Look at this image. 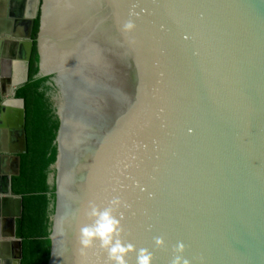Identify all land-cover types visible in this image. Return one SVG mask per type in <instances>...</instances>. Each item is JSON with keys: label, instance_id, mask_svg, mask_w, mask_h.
Here are the masks:
<instances>
[{"label": "water", "instance_id": "95a60500", "mask_svg": "<svg viewBox=\"0 0 264 264\" xmlns=\"http://www.w3.org/2000/svg\"><path fill=\"white\" fill-rule=\"evenodd\" d=\"M38 15L36 76L52 75L59 118L47 264H113L98 239L80 243L93 207L117 220L127 264L141 250L150 264H264V0H0V254L21 264L16 90Z\"/></svg>", "mask_w": 264, "mask_h": 264}, {"label": "trees", "instance_id": "16d2710c", "mask_svg": "<svg viewBox=\"0 0 264 264\" xmlns=\"http://www.w3.org/2000/svg\"><path fill=\"white\" fill-rule=\"evenodd\" d=\"M40 16L33 24V50L29 78L16 90L25 103L26 151L21 156L20 172L12 176V191L22 195V215L16 218V235L22 238L21 264H47L50 249V217L54 184L49 182L51 165L56 159L54 143L59 127L53 96L56 93L52 75L38 77L39 54L36 36Z\"/></svg>", "mask_w": 264, "mask_h": 264}, {"label": "clouds", "instance_id": "9594fccd", "mask_svg": "<svg viewBox=\"0 0 264 264\" xmlns=\"http://www.w3.org/2000/svg\"><path fill=\"white\" fill-rule=\"evenodd\" d=\"M131 27V25H128ZM91 215L97 217L95 226H85L80 229V243L88 247L93 240L98 239L103 247L108 250L113 264H127L124 257L131 246H124L119 240H115L117 220L112 217L111 211L106 209L103 212L98 211L95 207L91 209ZM137 264H150V257L141 250L137 257Z\"/></svg>", "mask_w": 264, "mask_h": 264}, {"label": "crops", "instance_id": "0c3cea01", "mask_svg": "<svg viewBox=\"0 0 264 264\" xmlns=\"http://www.w3.org/2000/svg\"><path fill=\"white\" fill-rule=\"evenodd\" d=\"M28 9H29V5H27V13H28ZM2 24H0V27H5V26H1ZM2 38H10V39H13L14 37H11L9 36L8 34H4ZM11 97L10 94L8 93H5L3 94L1 92V88H0V102L1 100H3L4 102L3 103H6L7 102V99ZM9 104V103H8ZM7 122V124H4L3 127L1 128V130H9L10 129V126H9V117L8 119L5 121ZM11 122V121H10ZM4 134H1V139H4ZM6 155H9V154H6ZM7 161L5 163H3V160L1 162V165H6L7 167H10V164H11V161L6 159ZM2 184V185H1ZM5 190V182L2 178H0V192L4 191ZM1 197L2 194H1ZM7 205V206H5ZM3 202H1L0 204V207H1V211L3 212V216L1 217V221H0V252H3L5 250V243H8L9 241H11L12 237L10 236L9 232L11 230V224H10V221H9V207H8V204H5ZM15 230H16V227H15ZM16 232V231H15ZM0 264H12V257H7L4 256L3 254H0Z\"/></svg>", "mask_w": 264, "mask_h": 264}, {"label": "bare ground", "instance_id": "6f19581e", "mask_svg": "<svg viewBox=\"0 0 264 264\" xmlns=\"http://www.w3.org/2000/svg\"><path fill=\"white\" fill-rule=\"evenodd\" d=\"M20 75H22V72L20 71V68L18 67L15 71H14V78L19 77ZM2 212V211H1Z\"/></svg>", "mask_w": 264, "mask_h": 264}, {"label": "flooded vegetation", "instance_id": "af4514ba", "mask_svg": "<svg viewBox=\"0 0 264 264\" xmlns=\"http://www.w3.org/2000/svg\"><path fill=\"white\" fill-rule=\"evenodd\" d=\"M55 90L57 91V86L55 85ZM57 93V92H56ZM55 93V94H56ZM4 101L3 100H1V102H0V104H2ZM0 138H1V135H0Z\"/></svg>", "mask_w": 264, "mask_h": 264}]
</instances>
